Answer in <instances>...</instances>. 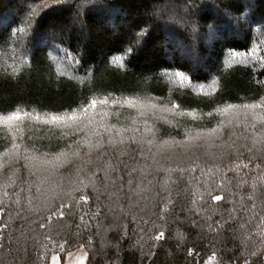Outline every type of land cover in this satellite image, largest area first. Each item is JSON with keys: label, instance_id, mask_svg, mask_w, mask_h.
Returning <instances> with one entry per match:
<instances>
[{"label": "trees", "instance_id": "obj_1", "mask_svg": "<svg viewBox=\"0 0 264 264\" xmlns=\"http://www.w3.org/2000/svg\"><path fill=\"white\" fill-rule=\"evenodd\" d=\"M12 112L0 264H264V0H0Z\"/></svg>", "mask_w": 264, "mask_h": 264}, {"label": "snow or ice", "instance_id": "obj_2", "mask_svg": "<svg viewBox=\"0 0 264 264\" xmlns=\"http://www.w3.org/2000/svg\"><path fill=\"white\" fill-rule=\"evenodd\" d=\"M90 2H94V0H90ZM156 7V15L158 16V18H161L159 16V7L158 6H154ZM169 19H173L175 20L176 22L178 23H182V18H179L175 15V13H173L172 15L169 16ZM101 103H105V101H101ZM96 106V101H92V104H91V107H95ZM245 108H248L249 106L248 105H244ZM253 107H260V105H253ZM85 112H87V108L84 109ZM26 115V114H25ZM39 119V118H37ZM48 119H50L53 123H60V122H63L65 120H76L78 119V117L73 114L71 116H59V115H53L51 117H49ZM21 120V114L19 112H12L11 114L9 115H6V116H0V123H3V124H6L8 125L9 127L11 126V123L13 121H19ZM47 122V121H45ZM149 143H151V141H149ZM88 163H90V161H88ZM243 167H247V165H243ZM261 182L264 183V178L261 179ZM81 183H83V181H81ZM251 199V197H249ZM214 200H220L221 197L219 196H215L213 197ZM80 200H85V197L84 196H81L80 197ZM66 207V205H64ZM3 209H0V212H2ZM162 211H166V209H162ZM54 215V214H53ZM161 219H163V217H161ZM261 224H264V220L261 221ZM2 227H7V225H0ZM40 227L41 228H44L45 225L43 223L40 224ZM259 227V225L257 226ZM163 234H161V237H162ZM0 247H2V245H0ZM56 260V257H53V261ZM81 264H83V261H81Z\"/></svg>", "mask_w": 264, "mask_h": 264}, {"label": "rangeland", "instance_id": "obj_3", "mask_svg": "<svg viewBox=\"0 0 264 264\" xmlns=\"http://www.w3.org/2000/svg\"><path fill=\"white\" fill-rule=\"evenodd\" d=\"M85 250L83 248H79L70 252H67L62 258H59L57 254L50 255V263L49 264H85ZM53 257H56V260L53 261Z\"/></svg>", "mask_w": 264, "mask_h": 264}]
</instances>
